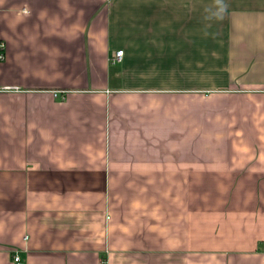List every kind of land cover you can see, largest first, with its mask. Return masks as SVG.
<instances>
[{"label": "crops", "instance_id": "0c3cea01", "mask_svg": "<svg viewBox=\"0 0 264 264\" xmlns=\"http://www.w3.org/2000/svg\"><path fill=\"white\" fill-rule=\"evenodd\" d=\"M0 39V264H264V0H0Z\"/></svg>", "mask_w": 264, "mask_h": 264}, {"label": "built area", "instance_id": "2783aa9c", "mask_svg": "<svg viewBox=\"0 0 264 264\" xmlns=\"http://www.w3.org/2000/svg\"><path fill=\"white\" fill-rule=\"evenodd\" d=\"M7 59V43L5 40L0 39V63L5 62ZM123 59V52H117L114 57L115 62H121ZM15 262H20V257H15Z\"/></svg>", "mask_w": 264, "mask_h": 264}, {"label": "clouds", "instance_id": "9594fccd", "mask_svg": "<svg viewBox=\"0 0 264 264\" xmlns=\"http://www.w3.org/2000/svg\"><path fill=\"white\" fill-rule=\"evenodd\" d=\"M226 6H222V9L225 8Z\"/></svg>", "mask_w": 264, "mask_h": 264}]
</instances>
